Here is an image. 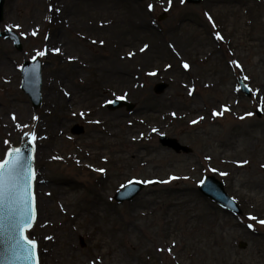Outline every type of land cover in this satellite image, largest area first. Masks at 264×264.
Instances as JSON below:
<instances>
[{
  "label": "rangeland",
  "instance_id": "obj_1",
  "mask_svg": "<svg viewBox=\"0 0 264 264\" xmlns=\"http://www.w3.org/2000/svg\"><path fill=\"white\" fill-rule=\"evenodd\" d=\"M217 1L172 0L169 8L168 0H128L135 7L132 11L121 5L117 10L121 33L135 34L129 14L138 20L144 17L150 30L134 35L132 47L147 44L142 55L153 56L131 77L133 59L126 50H113L108 42L88 45L77 32L55 22V9H44L47 0H4L0 32L11 28L21 49L0 37V61L8 60L13 69L9 85H0V119L10 123L4 127L0 120V159L9 147L21 143L28 127L36 132L37 220L27 234L37 241L40 264H65L66 260L56 263L53 258L67 239L80 262L99 264L95 234L118 252L119 264H264V224L259 223L264 220V0H230V8ZM150 3L152 11L147 8ZM217 32L223 39L216 38ZM59 34L68 55L85 53L87 60L103 56L108 69L130 68L129 78L117 86L109 82L100 90L90 62V67L78 68L69 57L48 52L37 57L42 100L34 107L21 89L20 69L45 48L46 36L54 42ZM186 36L192 41L183 47L181 38L187 42ZM181 62L191 69L182 70ZM154 70L156 74L150 75ZM239 78L250 96L240 91ZM159 82L166 87L155 93ZM80 89L92 95L69 105L62 90ZM117 98L133 103V109L108 108V102ZM223 105L230 110L213 115ZM256 109H261L259 116ZM98 111L102 123L94 119ZM114 113L120 115L113 127L117 133L111 138L99 136ZM18 123L28 127H17ZM76 126L83 132L74 134ZM165 134L192 151L177 154L162 146L158 136ZM101 142L104 158L82 154V147L98 152ZM244 160L248 163H238ZM205 175L223 182L240 207L239 216L202 195L197 184ZM133 179L146 186L131 199L117 202L115 193Z\"/></svg>",
  "mask_w": 264,
  "mask_h": 264
},
{
  "label": "bare ground",
  "instance_id": "obj_2",
  "mask_svg": "<svg viewBox=\"0 0 264 264\" xmlns=\"http://www.w3.org/2000/svg\"><path fill=\"white\" fill-rule=\"evenodd\" d=\"M111 1H112V4L107 5L103 3L92 4L87 0H47L46 2L47 4L44 5V9H45V6H49V5H52V10L59 8L60 11L59 12L55 11L56 15H52V18L55 20V22L57 21L65 28H68L72 30L73 32H77L79 34L78 37L85 42L87 41V44L90 46L102 44L100 43V41H103V42H108L109 47L112 48L113 50L120 51L123 48V50H126L125 55L127 57H129L128 51H131V53H134V55L131 56L133 59L131 77H133L134 74L138 71V69L143 65L144 61L146 62V60L152 55L151 52H150V55L149 53H146V55H142L146 52L148 48L145 51L141 52L139 48H137L136 50V48L132 47L133 42L136 39V37H139L138 35L139 32L140 33L145 32V31L149 32L150 30L145 24L146 21L144 17H141L140 20H138L136 16H134L133 14H129L127 17H128L129 23L135 27V28L133 27L132 29L135 32V34L134 33H128V34L121 33L119 31V26H120L121 21L119 20L120 19L119 15H117V10L121 7V5L124 6V8L127 11L129 10L132 11L134 10L135 7L132 4L128 3V0H111ZM106 2L108 3V0H106ZM217 2L226 3L223 5L224 7H229V8L231 7L230 0H218ZM114 7L116 8L115 10L112 9ZM30 19H33V18H30ZM30 21L32 22V20ZM101 22H103V24ZM188 27L189 26L186 23L184 28L188 29ZM98 35H101L106 38H97L96 36ZM59 37H60V34L59 36L54 37V42H51L52 36L49 35L48 41L45 42V47H47V49L49 50H50L51 45H53L51 47L52 49L59 48L61 51L58 54H61L63 59H66L68 57H74V59L72 60L69 59V60L73 63V66L75 67L82 68L85 66L88 67V65L90 67L92 64V71L94 72V78H96L98 81V87H99L98 89L101 90V87H105L106 84H108L109 82L115 83V85L117 86L118 84H122L123 82L127 81V79L129 78V73L131 72L130 68L120 69L117 67L113 69L112 67H110V69H108L105 66L107 62L105 61L106 59H102L103 56L102 58L97 56V57L92 58L91 60L90 58L87 60L88 56H85L86 55L85 53L84 55H82V53L75 52L74 55H68L64 51L66 46H64V44H61L62 42ZM186 39H187V42H184V37L183 39L181 38L183 47L186 44H188V42L192 41L188 39V36H186ZM93 41H95V43H93ZM199 41H200L199 39L195 40V45H199ZM167 49L169 51V46ZM49 52H53V51H49ZM173 52L176 56L178 57L181 56V53L179 51L176 52L175 50ZM117 56L118 55L116 54L115 57L117 58ZM180 67L182 70L191 69V68L185 69L183 67L182 62H181ZM0 73H1L0 85H5L7 87L10 81L9 76L10 75L12 76L13 74V69L11 68L8 60L0 61ZM81 92H83V89H80L78 91L72 90L71 92L72 97H71L70 92L62 90V96H64L67 99L69 98L67 100L68 101L67 103L69 105L70 104L73 105L75 102L79 103L80 101H82L83 97H89L90 95H92V93L84 92L82 94ZM45 101L49 102L50 98L46 97ZM99 115H100L99 111L93 114L94 119L95 120L98 119V121L102 123L100 121L101 117H99ZM118 116H120L118 113H114L109 116V119L111 121L109 124H107L108 126H105L104 124H103L104 126L102 125V128L99 132V136H102L103 138H111L115 136L117 132L113 130V127L118 125L117 122L115 121L116 117ZM25 117L26 119H28V115H26ZM109 119L107 122H109ZM0 120L4 127L10 126V123L7 122L6 118L1 117ZM18 124L20 125L21 123H18ZM25 124H27V122ZM29 131H33V130L30 127H28L26 132H29ZM25 137L27 136L23 134L22 141L25 140ZM128 137L131 139L130 136ZM103 145H104L103 142H101L99 146V150L98 149L96 150L98 152H95L92 149H89L86 147H82L81 148L82 154L90 158L98 154V155H101L100 158H102L103 157L102 154H104ZM93 212H94V215L97 214V211L93 210ZM92 239H94V244L98 248L96 253H98L97 260L99 261V264H119L118 262L121 258H119L117 251L110 250L111 247L106 243L105 240L99 241L98 234H95V236H93ZM54 240L56 241L55 238ZM169 243L171 244V239L169 240ZM111 254H113L112 257H111ZM74 255H75V252H73V244L70 241V239H67V241L64 243L63 248L60 251H58V253L55 254V257L53 259L55 260L56 263L57 261L59 262V260L60 261L66 260L65 264H84V262H80V259L75 257Z\"/></svg>",
  "mask_w": 264,
  "mask_h": 264
},
{
  "label": "snow or ice",
  "instance_id": "obj_3",
  "mask_svg": "<svg viewBox=\"0 0 264 264\" xmlns=\"http://www.w3.org/2000/svg\"><path fill=\"white\" fill-rule=\"evenodd\" d=\"M181 3H185V0H180ZM169 8L172 5V0H168ZM147 8L149 11H152L154 6L153 4H148ZM52 10V5H49V11ZM55 11L59 12L60 9L56 8ZM208 15L209 19H211L210 14ZM103 24V22H101ZM15 28H19V25H15ZM11 31V28H8ZM20 35H27V33L20 32ZM33 36L37 34V30L34 29L31 33ZM48 37L46 36L45 39ZM217 39H223L219 32L216 33ZM95 43V41H93ZM103 43V41H100ZM149 45L144 44V46L140 49L141 52L145 51ZM49 51H53L59 53L61 50L59 48H53L51 50L45 47L43 50H37L35 56L32 57L33 60H36L37 57H43L48 54ZM129 56L134 55V53H128ZM70 60L74 59V57H69ZM233 64H236V61H232ZM166 67H171V65H167ZM183 67L185 69L189 68V64L187 62H183ZM150 75H155V70ZM245 79H248L245 77ZM194 91L193 88L190 89L189 94H192ZM259 91V90H257ZM68 94V93H66ZM230 110L227 105L222 106V111L219 113L216 110H213V115H223L225 111ZM83 115V113H81ZM175 115V113H173ZM247 115H252V113H246ZM13 120L16 119L15 114L12 116ZM244 117H240L243 119ZM33 120H38L39 117L33 116ZM204 117H199L198 120H203ZM197 120H193L191 123H197ZM99 123V121H96ZM17 127H28L27 125H17ZM153 132L157 131L156 129H152ZM33 143L37 139V135L35 131H29L24 133ZM141 137L144 135L140 134ZM135 139V137H133ZM4 143L6 145L10 144V141L5 140ZM206 159H210L206 157ZM238 163L247 164L248 161H238ZM97 171L104 172L105 169H98ZM227 175V173H223ZM176 177H172L175 179ZM36 180V172L33 169L32 165L25 164V157L21 148L9 147L3 159H0V210H3L7 207L9 212V220L15 228L19 229V236L15 238V246L23 253V259L28 262V264H40L38 254H37V241L35 239H30L27 234L28 229H31L34 225V222L37 218V202L36 196L34 192V181ZM147 183H151V181H146ZM166 182V181H164ZM203 182V181H201ZM252 219H256L252 217ZM259 223L264 224V220L259 221ZM251 227V225H249ZM50 239V238H49ZM171 251V249H169ZM95 264V261L93 262Z\"/></svg>",
  "mask_w": 264,
  "mask_h": 264
},
{
  "label": "water",
  "instance_id": "obj_4",
  "mask_svg": "<svg viewBox=\"0 0 264 264\" xmlns=\"http://www.w3.org/2000/svg\"><path fill=\"white\" fill-rule=\"evenodd\" d=\"M189 3H198L200 0H186ZM2 0H0V20L2 18ZM3 36H11L14 38L16 46L19 48V44L17 43V37L13 35L11 32L6 31L2 34ZM35 65V70L33 73L28 74V78L25 77L23 88L30 94L33 104L38 105L40 104V67L39 62H33ZM27 71H24L26 73ZM166 87L165 84H157L155 87L156 92H161ZM246 95L248 94L247 88L243 87ZM122 102H117L114 106H120ZM128 108H131V105H127ZM75 133H80L81 129L75 130ZM25 141V140H23ZM160 141L167 146L172 147L176 153L179 151L188 152L190 149L186 146L179 145L175 139H170L165 137H161ZM23 151L25 157V164H31L33 167V157H32V146L30 143H23L20 147ZM141 185H129L126 188L119 192L116 195L118 201H122L123 199H130L132 198L137 192L141 189ZM200 191L212 198L215 201H218L221 205L226 207L227 209L231 210V212L239 213V209L237 208L235 202L229 199L223 190L222 184L216 180L213 176H208L205 178L204 182L200 185ZM130 195L127 196V193ZM127 196V197H126ZM19 236V229L15 228L11 221L9 220V212L7 207L3 210H0V264H28L26 260L23 259V253L16 248L15 246V238Z\"/></svg>",
  "mask_w": 264,
  "mask_h": 264
}]
</instances>
